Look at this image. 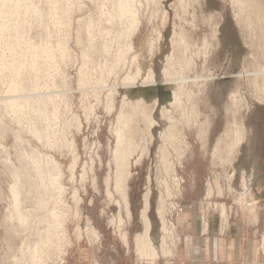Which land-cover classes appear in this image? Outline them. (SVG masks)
<instances>
[{"label": "rangeland", "instance_id": "rangeland-1", "mask_svg": "<svg viewBox=\"0 0 264 264\" xmlns=\"http://www.w3.org/2000/svg\"><path fill=\"white\" fill-rule=\"evenodd\" d=\"M258 194L264 0H0V264H185Z\"/></svg>", "mask_w": 264, "mask_h": 264}, {"label": "crops", "instance_id": "crops-1", "mask_svg": "<svg viewBox=\"0 0 264 264\" xmlns=\"http://www.w3.org/2000/svg\"><path fill=\"white\" fill-rule=\"evenodd\" d=\"M258 196L246 210H232L230 220L220 210L202 231L199 223L198 233L189 234L174 258L185 264H264V197Z\"/></svg>", "mask_w": 264, "mask_h": 264}, {"label": "bare ground", "instance_id": "bare-ground-1", "mask_svg": "<svg viewBox=\"0 0 264 264\" xmlns=\"http://www.w3.org/2000/svg\"><path fill=\"white\" fill-rule=\"evenodd\" d=\"M138 65H139V70H138V72L136 74L138 75V78H139L138 81L139 80L141 81V83L144 85L143 87H145V90L148 88L149 85H152L153 88H156L154 86L153 77H152V75H150L149 68H147V65L144 62V60L140 58ZM169 70L167 69V70L164 71V77L166 79V85H167L168 88L171 86V74H170ZM147 82H149V84H147ZM174 129H175L174 125H171L169 134L172 135V136H173V130ZM139 241L142 243L141 247L144 246V245H149L148 241L142 235H140Z\"/></svg>", "mask_w": 264, "mask_h": 264}]
</instances>
